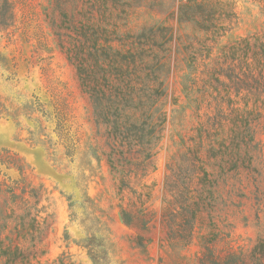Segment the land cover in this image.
Returning <instances> with one entry per match:
<instances>
[{
    "label": "rangeland",
    "instance_id": "1",
    "mask_svg": "<svg viewBox=\"0 0 264 264\" xmlns=\"http://www.w3.org/2000/svg\"><path fill=\"white\" fill-rule=\"evenodd\" d=\"M12 1L0 46L15 76L0 95L19 107L38 102L50 120L0 118V183L14 193L0 187V264H200L208 248L264 264V0L189 9L187 0H125L122 32L146 30L164 63L166 113L155 169L130 189L111 170L112 141L57 45L50 0ZM167 166L192 179L199 213L187 246L170 243L161 220Z\"/></svg>",
    "mask_w": 264,
    "mask_h": 264
},
{
    "label": "trees",
    "instance_id": "2",
    "mask_svg": "<svg viewBox=\"0 0 264 264\" xmlns=\"http://www.w3.org/2000/svg\"><path fill=\"white\" fill-rule=\"evenodd\" d=\"M50 3L51 27L57 45L76 69L80 87L89 97L95 123L105 127L112 141L111 170L118 175L120 187L130 189L132 180L140 181L155 169L154 151L166 121L164 63L158 48L143 41L147 39L146 30L137 34L122 32V28L127 27L125 0H50ZM207 4L206 0H187L181 9L201 8ZM13 5L12 0H0V34L13 25ZM102 8L106 11L103 12ZM202 26H205L204 23ZM125 38L138 41L128 46L115 44ZM150 38H153L151 34ZM13 68L15 66L2 53L0 46V82L12 81L15 76L11 71ZM2 72L9 75L4 76ZM9 102L6 104L0 95V118L18 124V119L24 117L40 125L41 118L32 116L41 114V117L50 120L48 112L38 102L26 101L20 107ZM118 149L121 150V160L115 158ZM1 152L8 153L4 149ZM179 165L186 171L185 174L190 173L189 163L184 161ZM18 170L21 169L18 167ZM166 171L161 214L166 239L170 243L187 246L193 239L199 213V207L193 201L192 179L187 176L179 181L171 168L167 166ZM1 186L14 194L13 188L5 182L0 183ZM131 216L123 215L127 225ZM141 222L147 230L149 220ZM89 257L94 263V255L89 252ZM205 257L209 259V264H238L236 254L221 259L210 248L203 253L200 264H207Z\"/></svg>",
    "mask_w": 264,
    "mask_h": 264
}]
</instances>
